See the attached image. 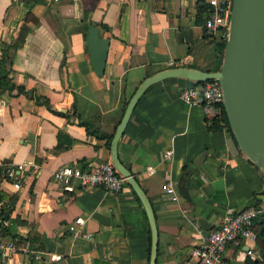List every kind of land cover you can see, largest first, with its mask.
I'll return each mask as SVG.
<instances>
[{"label": "crops", "instance_id": "1", "mask_svg": "<svg viewBox=\"0 0 264 264\" xmlns=\"http://www.w3.org/2000/svg\"><path fill=\"white\" fill-rule=\"evenodd\" d=\"M200 2L208 3L0 0V75L13 84L0 86V208L10 211L4 233L18 245L8 264H148L144 209L128 183L118 194L67 191L52 176L64 165L85 169L110 159L106 138L87 128L113 135L145 78L175 67L220 69V33L203 27ZM91 23L109 40L102 75L87 46ZM195 84L167 78L149 86L118 143L120 160L153 208L156 264L194 263L191 251L202 235L264 200V175L230 133L211 132L202 106L180 99ZM21 163L14 180L4 177V167ZM168 180L178 191L185 182L189 199L182 196L180 207L163 192ZM79 216L83 225L73 233L68 226ZM246 248L229 244L228 264H243ZM47 254L62 257L50 261Z\"/></svg>", "mask_w": 264, "mask_h": 264}, {"label": "water", "instance_id": "2", "mask_svg": "<svg viewBox=\"0 0 264 264\" xmlns=\"http://www.w3.org/2000/svg\"><path fill=\"white\" fill-rule=\"evenodd\" d=\"M87 46L93 68L102 75L109 40L100 36L98 26L87 29ZM167 78L189 79L196 84L217 80L223 91V107L241 152L264 175V0H233L230 23L218 71L175 67L145 78L129 98L110 141V160L125 178L144 209L150 234L148 264L157 263L158 230L151 202L131 171L120 160L118 143L131 114L146 89ZM197 165V164H196ZM180 194L189 199L184 180Z\"/></svg>", "mask_w": 264, "mask_h": 264}, {"label": "built area", "instance_id": "3", "mask_svg": "<svg viewBox=\"0 0 264 264\" xmlns=\"http://www.w3.org/2000/svg\"><path fill=\"white\" fill-rule=\"evenodd\" d=\"M207 2L210 8L203 22V27L209 32L220 34L226 30L227 36L233 0H207ZM180 99L188 105H201L208 123L219 112L218 106L223 103V91L218 81L214 80L184 87L180 92ZM171 155L172 151L168 150L165 152L164 158L169 159ZM26 164L21 163L16 167H4L2 169L4 177L14 180L16 169L21 170ZM148 169L151 170L152 167H148ZM52 177L54 181L67 191H74L76 188L92 189L102 187L118 194L127 183L125 178L115 169L109 158L92 163L85 169L64 165L56 170ZM73 182H76L77 186ZM13 185L16 189L20 188L18 182H14ZM162 189L169 201L180 207L182 195L175 185L168 180L163 184ZM262 212H264V200L225 215L216 226L202 235L199 243L192 248L191 256L195 258V262L187 260L181 264H228L225 253L229 244H234L240 249L242 248V250L243 246H246L247 248L244 249L246 256L254 259L257 256L254 248L256 236L252 230V224L254 219ZM83 222L84 220L81 216L76 217L69 224V231L78 232ZM8 224L9 218L0 217V264H8L13 253L18 248L17 239L8 238L4 234L3 228L8 226ZM196 229L201 232L202 227L197 225ZM47 255L50 261L60 260L62 257L59 254Z\"/></svg>", "mask_w": 264, "mask_h": 264}, {"label": "trees", "instance_id": "4", "mask_svg": "<svg viewBox=\"0 0 264 264\" xmlns=\"http://www.w3.org/2000/svg\"><path fill=\"white\" fill-rule=\"evenodd\" d=\"M209 8H210L209 4L205 3V2H200L198 5L199 16H202V17L204 16L203 22L205 20V17L208 13ZM27 18H28V15H27ZM225 42H226V30H224L222 32V34H220L219 46L221 48V54H223ZM0 86H1V88H11L13 86V84L9 80H6V78H4L3 76L0 75ZM127 102L128 101H126L124 103L123 108H122L123 110H124ZM218 110H219V112L214 117H212L210 119V121H208L209 130L211 132H216V131L225 129L230 133L231 137L235 141L234 136H233L232 131H231L230 126H229V122H228L226 113L224 111L223 104H219ZM87 131L89 133L96 135V137H98V138H106L107 148H110V141L112 138V134L106 135V134H103L102 132H99L96 129L89 130V126L87 128ZM235 143H236V141H235ZM135 197L138 200V202L141 204V202H140L139 198L136 196V194H135ZM9 212H10L9 209L1 206L0 217L1 218H9ZM143 213H144V218H145L146 225H147V232H148V238H149V246L147 249V251L149 253V250H150L149 225H148V221H147L144 210H143ZM6 227L3 228L4 232L6 230ZM252 230L256 236L254 248H255V251L257 253V256L254 259H252L250 257H246L243 264H264V212L260 213L254 219L253 224H252Z\"/></svg>", "mask_w": 264, "mask_h": 264}, {"label": "rangeland", "instance_id": "5", "mask_svg": "<svg viewBox=\"0 0 264 264\" xmlns=\"http://www.w3.org/2000/svg\"><path fill=\"white\" fill-rule=\"evenodd\" d=\"M256 255H257V253H256Z\"/></svg>", "mask_w": 264, "mask_h": 264}]
</instances>
